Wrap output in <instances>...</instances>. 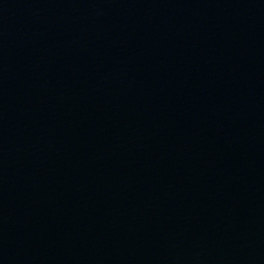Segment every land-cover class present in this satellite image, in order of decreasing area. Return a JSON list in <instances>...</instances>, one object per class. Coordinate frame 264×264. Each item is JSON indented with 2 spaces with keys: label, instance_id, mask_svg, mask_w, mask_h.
<instances>
[{
  "label": "water",
  "instance_id": "obj_1",
  "mask_svg": "<svg viewBox=\"0 0 264 264\" xmlns=\"http://www.w3.org/2000/svg\"><path fill=\"white\" fill-rule=\"evenodd\" d=\"M0 264H264V0H0Z\"/></svg>",
  "mask_w": 264,
  "mask_h": 264
}]
</instances>
